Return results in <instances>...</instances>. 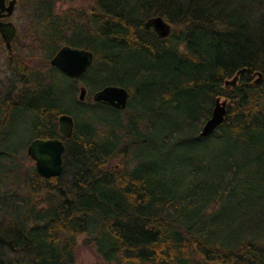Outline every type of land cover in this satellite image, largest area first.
<instances>
[{
	"label": "trees",
	"instance_id": "16d2710c",
	"mask_svg": "<svg viewBox=\"0 0 264 264\" xmlns=\"http://www.w3.org/2000/svg\"><path fill=\"white\" fill-rule=\"evenodd\" d=\"M32 2L49 65L62 45L95 61L44 80L20 60L22 89L0 95V264H75L83 236L104 264H264V0H91L63 15ZM153 17L168 38L145 28ZM107 86L129 92L125 110L93 100ZM222 97L226 119L202 137ZM38 139L64 141L61 176L19 172Z\"/></svg>",
	"mask_w": 264,
	"mask_h": 264
},
{
	"label": "water",
	"instance_id": "95a60500",
	"mask_svg": "<svg viewBox=\"0 0 264 264\" xmlns=\"http://www.w3.org/2000/svg\"><path fill=\"white\" fill-rule=\"evenodd\" d=\"M17 0H12L7 7L5 0H0V11H6L7 16L11 17L15 11ZM7 29L5 38L7 39V48L11 49L12 37L14 35V25L12 23L0 22V30ZM145 28L152 30L160 39H166L171 35L172 26L162 17H153L145 23ZM4 31V30H2ZM95 56L93 52L87 49L73 48L70 46L62 47L55 57L51 60V66L57 68L69 78H80L93 65ZM242 70L231 81L226 83L227 86H236L239 75L244 73ZM260 78L262 75L258 74ZM258 79L257 82H260ZM87 89L80 88V101H85ZM129 92L120 86H107L96 92L93 100L96 103L113 107L117 110H125L129 104ZM228 112V101L221 99L216 100L210 119L205 123L201 136L207 137L212 135L216 129L225 121ZM75 129V120L72 116L64 114L59 117V133L66 139H71ZM66 146L61 139L34 140L28 147L27 154L35 162L36 172L44 178H56L64 172V154Z\"/></svg>",
	"mask_w": 264,
	"mask_h": 264
},
{
	"label": "rangeland",
	"instance_id": "374dc122",
	"mask_svg": "<svg viewBox=\"0 0 264 264\" xmlns=\"http://www.w3.org/2000/svg\"><path fill=\"white\" fill-rule=\"evenodd\" d=\"M53 1L55 2V13L57 15H63L68 11H73L74 13L82 11L88 14L92 3L91 0ZM33 11H35V6L32 0H18L15 11L12 17H10L9 22L14 25L12 45L14 46L15 55L12 61L9 59V51L0 33V95L2 97L7 95L10 91L14 92L22 89V84L19 81L21 77L18 76L17 71H15L16 69H14L17 67L20 60V62L26 63L44 80H49L48 78H50L48 76L50 74L51 63L49 65V62H46L45 58V55L49 52L45 51L43 47H39L33 43L37 42V40H39L38 36L43 33L40 26H38L37 20L33 18ZM256 79L262 78L256 75ZM66 83L67 82L63 79L59 88L61 89V87H64ZM87 96L85 99L88 98ZM223 101L224 100L221 99V102ZM25 127L26 126H22V123L19 121L16 126L11 128V130L15 132H22L21 136L16 138L17 142L29 140L31 135L26 134L24 130ZM16 160L21 175H25L31 168H35V162L28 156L27 150L18 154ZM34 202H36V200H34ZM85 239V236L77 239L75 264H104L96 248L93 245H87Z\"/></svg>",
	"mask_w": 264,
	"mask_h": 264
},
{
	"label": "flooded vegetation",
	"instance_id": "af4514ba",
	"mask_svg": "<svg viewBox=\"0 0 264 264\" xmlns=\"http://www.w3.org/2000/svg\"><path fill=\"white\" fill-rule=\"evenodd\" d=\"M11 1L12 0H5V5L8 7ZM17 3H18V0H17ZM9 20H10V17L7 16V12L6 11H0V22L6 24V23H10ZM2 30H4V31H2ZM2 30H0V33L2 34V38H3V40L5 42V46L7 48V42H6L7 39L5 38V36H6L5 34H7V29L3 28ZM11 45H12V42H11ZM7 50L11 51V49H8V48H7Z\"/></svg>",
	"mask_w": 264,
	"mask_h": 264
},
{
	"label": "bare ground",
	"instance_id": "6f19581e",
	"mask_svg": "<svg viewBox=\"0 0 264 264\" xmlns=\"http://www.w3.org/2000/svg\"><path fill=\"white\" fill-rule=\"evenodd\" d=\"M261 75H262V74H261ZM129 95H130V94H129ZM218 99H219V98H218ZM220 99H223V100H226V101H228V100H227V98H223V97H222V98H220Z\"/></svg>",
	"mask_w": 264,
	"mask_h": 264
}]
</instances>
